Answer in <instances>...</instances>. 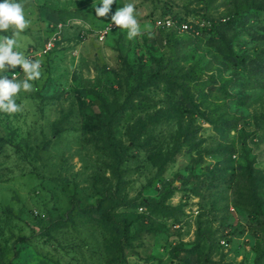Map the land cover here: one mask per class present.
<instances>
[{"label":"rangeland","instance_id":"rangeland-1","mask_svg":"<svg viewBox=\"0 0 264 264\" xmlns=\"http://www.w3.org/2000/svg\"><path fill=\"white\" fill-rule=\"evenodd\" d=\"M17 2L42 63L0 113V264H264V0H115L132 40L101 0Z\"/></svg>","mask_w":264,"mask_h":264},{"label":"clouds","instance_id":"clouds-1","mask_svg":"<svg viewBox=\"0 0 264 264\" xmlns=\"http://www.w3.org/2000/svg\"><path fill=\"white\" fill-rule=\"evenodd\" d=\"M115 0H101L99 6L93 4L96 17L108 19L111 27L127 30V39L132 40L142 34L140 23L136 19V7L134 3H127L123 7L112 12ZM30 26L25 18L24 5L17 0H0V113L15 114L23 110L21 104H17L16 97L23 90L26 93L34 91L32 81L41 78V60H32L26 57L19 48V37ZM171 23L169 22V25ZM151 25H145L146 31L151 32ZM22 69L25 76L23 80H17L13 74L11 78L4 73L17 67Z\"/></svg>","mask_w":264,"mask_h":264},{"label":"built area","instance_id":"built-area-1","mask_svg":"<svg viewBox=\"0 0 264 264\" xmlns=\"http://www.w3.org/2000/svg\"><path fill=\"white\" fill-rule=\"evenodd\" d=\"M169 22L171 23V26H168ZM159 24L166 29H177L178 31H186L189 28L188 24H179L174 18L171 17H167L162 21H159ZM105 31L107 32L108 30L106 29Z\"/></svg>","mask_w":264,"mask_h":264},{"label":"trees","instance_id":"trees-1","mask_svg":"<svg viewBox=\"0 0 264 264\" xmlns=\"http://www.w3.org/2000/svg\"><path fill=\"white\" fill-rule=\"evenodd\" d=\"M169 30H171V31H173V32H175V33H177V32H178V30H177V29H169Z\"/></svg>","mask_w":264,"mask_h":264}]
</instances>
